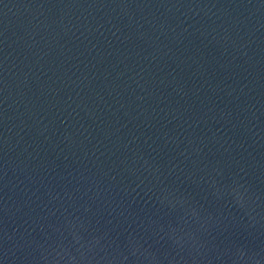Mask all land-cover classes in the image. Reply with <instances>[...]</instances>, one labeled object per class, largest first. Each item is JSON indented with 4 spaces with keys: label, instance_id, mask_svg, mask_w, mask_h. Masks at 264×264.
Wrapping results in <instances>:
<instances>
[{
    "label": "water",
    "instance_id": "water-1",
    "mask_svg": "<svg viewBox=\"0 0 264 264\" xmlns=\"http://www.w3.org/2000/svg\"><path fill=\"white\" fill-rule=\"evenodd\" d=\"M141 153L196 200L185 177L212 169L264 197V0H0V264H36L57 195L122 248L173 219L132 191ZM225 223L221 247H264V228Z\"/></svg>",
    "mask_w": 264,
    "mask_h": 264
},
{
    "label": "clouds",
    "instance_id": "clouds-1",
    "mask_svg": "<svg viewBox=\"0 0 264 264\" xmlns=\"http://www.w3.org/2000/svg\"><path fill=\"white\" fill-rule=\"evenodd\" d=\"M126 165L128 173L139 181L132 191L142 189L153 207L173 219L167 223L155 218L142 221L136 230L128 232L122 248L117 237L92 229L89 206H83L82 212H69L64 201H71V195H57L53 198L61 202L62 218L36 245V264H264V247L255 250L247 244L221 247L216 243L226 221L238 222L251 233L264 228V197L242 178L233 177L224 183L221 169L199 177L187 175V182L204 188L202 202L166 184L160 166L142 153L134 154ZM182 172L176 164L168 169V175ZM208 200L223 204L234 215L225 217L208 211ZM56 211L60 209L51 214ZM149 241L163 244L164 250L156 249Z\"/></svg>",
    "mask_w": 264,
    "mask_h": 264
}]
</instances>
